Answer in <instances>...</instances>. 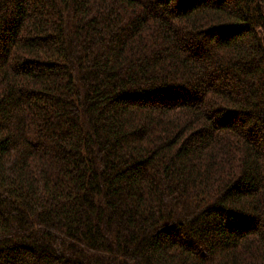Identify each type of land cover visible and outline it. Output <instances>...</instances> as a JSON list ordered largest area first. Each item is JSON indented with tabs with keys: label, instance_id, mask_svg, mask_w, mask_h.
I'll return each instance as SVG.
<instances>
[{
	"label": "trees",
	"instance_id": "1",
	"mask_svg": "<svg viewBox=\"0 0 264 264\" xmlns=\"http://www.w3.org/2000/svg\"><path fill=\"white\" fill-rule=\"evenodd\" d=\"M0 264H264V0H0Z\"/></svg>",
	"mask_w": 264,
	"mask_h": 264
}]
</instances>
